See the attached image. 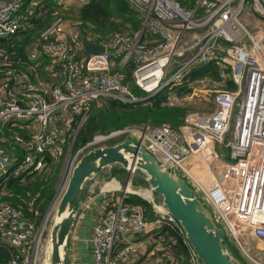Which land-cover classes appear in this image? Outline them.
Segmentation results:
<instances>
[{"label": "built area", "instance_id": "obj_1", "mask_svg": "<svg viewBox=\"0 0 264 264\" xmlns=\"http://www.w3.org/2000/svg\"><path fill=\"white\" fill-rule=\"evenodd\" d=\"M126 1L141 12L142 30L113 32L111 48L85 55L80 49L81 29L63 14L54 11V19L37 31L46 0H0V41L7 43L33 30L28 37L38 45V51L30 54L29 71L14 67L9 52L14 50L0 45V138L11 140L4 142L5 147L0 144V189L8 179H22L44 170L48 160H61L86 126L92 103L146 102L166 91V104L176 106L195 95L212 94L209 110L189 111L177 128L151 124L94 135L75 150L71 164L97 144L131 138L184 178L203 204L224 219L231 234L213 215L229 238L228 247L250 248L249 237L264 242V30L249 29L241 21L249 0H196L201 14L179 0ZM253 10L264 16L260 0H253ZM195 30L200 36L182 46V35ZM221 40L228 45L222 46ZM212 61L220 66L219 81L209 76L190 79L193 65ZM126 75L143 94L131 89ZM227 80L233 88L214 87ZM227 135L230 140L225 141ZM191 159L196 160L195 167L205 164L212 173L208 183L192 173ZM115 192L114 187L101 192L104 210L90 239L93 264H129L138 249L134 236L147 228L183 234L163 204H154L153 220L148 221L142 208L128 200L129 194L139 193ZM145 192L150 193L144 190L141 196L148 200ZM49 210L44 220H50ZM44 228V222L36 225L29 220L20 204L0 201V245L16 252L9 264H40ZM187 258L190 264H201L190 245ZM247 258L252 264H264V255Z\"/></svg>", "mask_w": 264, "mask_h": 264}, {"label": "water", "instance_id": "obj_2", "mask_svg": "<svg viewBox=\"0 0 264 264\" xmlns=\"http://www.w3.org/2000/svg\"><path fill=\"white\" fill-rule=\"evenodd\" d=\"M260 1L264 7V0ZM83 45L85 55L103 50V46L87 40ZM113 165L145 174L147 183L177 220L201 264H245L227 250L223 243L225 230L186 180L163 167L150 151L131 138L90 148L72 166L50 218L43 264L45 260L46 264H69L68 240L82 204L84 184Z\"/></svg>", "mask_w": 264, "mask_h": 264}, {"label": "rangeland", "instance_id": "obj_3", "mask_svg": "<svg viewBox=\"0 0 264 264\" xmlns=\"http://www.w3.org/2000/svg\"><path fill=\"white\" fill-rule=\"evenodd\" d=\"M192 1H194V0H185L183 3L184 4L186 3L185 5L188 7V5L191 6L194 3V2L192 3ZM70 2L71 3L61 2V3H58V4L61 6L62 9L65 8L64 6H69L70 9L69 10L66 9L65 12H64V13H67L66 18L74 21L76 23V27L79 28L81 25L79 24V15L80 14H78L79 9H77L78 8V3L75 0H71ZM187 3H190V4H187ZM58 4H56V5L58 6ZM50 5L52 6L51 3H50ZM57 12L58 13H62V11L58 10V9H57ZM128 13H129V11H128ZM256 16H258V17H256ZM77 17H78V19H77ZM240 17L247 20V26L249 27V29H254V27L256 26V21L257 20H263L264 21V16L259 14L257 11L253 10V0H249V3H246L244 5L243 10H242V12L240 14ZM122 18H123V16H119V15H116V14L112 15L111 17H109V19L106 21V23L104 25V29L106 28L105 31L113 30L114 28H120V25L123 24L122 23L123 22ZM41 29H43V28L40 27L37 31H39ZM93 30L97 31L98 29L95 28ZM29 32L27 31L24 34H28ZM33 47L34 46H27V47L23 46L22 48H23V50H26V52L30 56V54L35 53V52L38 51L37 49H35L33 51H29ZM9 52H12L10 60H11V64L14 67H16L17 69L22 70V71H29L31 69L30 68L31 62L28 61V59L27 60H21L20 59L19 52H18L16 46H15V50L14 51H9ZM115 67H116V65H115V62H114L113 63V68L115 69ZM26 69H28V70H26ZM127 77H129L128 80H127ZM124 80L125 81L127 80L129 85H130V80H132V79L130 78V76L126 75L124 77ZM214 87L217 88V89L218 88H223V87H220L219 84H216V83H215ZM200 89L205 90L204 88H200ZM138 93L143 94L142 92H139V91H138ZM211 95L212 94H210V96H207V95L204 94V95H195L193 97H190L189 101H188V104H183V106H181L180 108L185 109L187 113L189 111H199V112H201V111L209 110L212 107ZM111 101L112 100H103V101H100L99 103L92 104L91 107L89 108L90 116H92L94 114L93 110H95L97 112L100 110L99 113L105 111L106 106H109V103ZM141 104L145 105V102L141 101ZM162 105L166 106V107L170 106L168 104L165 105L164 103ZM185 115H184V117H185ZM151 116H154L153 112L151 113ZM98 117L99 118H98L97 123L101 122V125H103L104 124V120H105L104 117L101 114ZM100 117L102 119H100ZM184 117H183V120H184ZM179 121L180 120L172 122V121H169V120H163V121H159V122H154L152 119H148L147 121H143V122H139V123H131L129 121H126L123 124L121 123L119 127L111 128L107 132L95 133L94 135L108 133L109 131H111L113 129L123 128V127H135V128L143 129L147 125H151V124L154 125L155 123H157L158 125H160V123L161 124L167 123L169 126H171L173 128H177L183 123V122L179 123ZM14 129H20V128L14 127ZM121 137L122 138H119L118 140H116L114 142H111V144L119 142V141H121V140H123L125 138V136H121ZM228 140H230V135L225 136V141H228ZM5 141H9V143L11 144V140L9 138L1 136L0 144L3 145L4 147H5V145H4ZM82 145L83 144L80 145V142L78 141L77 144H74L72 146V148L65 153V155L62 157L61 160H59L57 162H51L50 160H48L47 163L45 164L46 168L44 170L38 171V172H34V173H30V174L25 176L24 180L25 181L27 180V181H29L32 184V188L27 189L29 191L27 198H24L23 201H22L23 203H25V205H24L25 207H32L33 211L36 210V209L39 210V209L44 208L43 207L44 206L43 201H41L40 199H36L34 201V203H33L34 206L30 205L32 200L34 199V197L37 198L38 192L36 193V191H37V188L39 187V186L35 187L37 180H40L41 181L40 185L43 186V189L40 190V192H42L44 190L46 192H49L50 190L53 191L52 198L48 202L49 204L45 208L44 212L42 214L40 213L39 217L35 216V218H34V220H35V222L37 224H40V222H44V224H45L44 232H43V234L41 236V240H40V250L42 249V255H41L40 264L44 263L45 252H46V241H47L46 238H47L48 228H49V225H50L49 218H48V220H44L45 214L49 210V208L52 205V203L56 200V198L62 193V191L64 189V186L66 184L69 172H70V168L72 167V164H71L72 161L71 160L74 158V156L76 154L75 150L78 149L79 147H81ZM97 145L102 146L104 144L100 143V144H97ZM218 149L221 150L220 148H218ZM7 151H8V153L10 152V153L16 154L15 150L7 149ZM223 151H224V148L222 149L221 153ZM78 157L79 156H77V159H78ZM190 161H191L190 167H191L192 172H193L194 166L196 164V160L195 159H191ZM202 165H203V168L199 169L201 171L195 169L196 170V175L204 183H208L213 178V175H212L211 172H209L207 170V166L205 164H202ZM112 172H115L116 175H112ZM141 173L142 172L140 170H138V169H126L125 171H122V169H116V167H109V168L107 167L101 173L93 175L85 183V186H86V189H88V192L85 193V197L83 199V201H85V202L82 203V207H84L83 210L86 208L85 206H87V204H89V202L92 200L93 196L96 193L101 194L103 196V193H101V192L104 189H106L107 187H109L108 186L109 183L113 184V182H114L115 183V187H118V189H116L115 194H120L121 191H123L126 186L131 191H135L137 193H139V192L142 193L144 190H142L141 188L132 187L128 183V182H130V180H133V184H135V183L139 184V182H140V180H142L143 176L145 177V175L144 174L141 175ZM128 174H130V177L123 179V177H126ZM119 175H121L123 177L121 178V177H119ZM25 184H26V182H25ZM110 188H112V187H110ZM110 188H107V189H110ZM143 189H148V187H145ZM141 193L133 194V195H135V197H131L130 199H133L135 201L137 199L141 200L142 203H138V202L137 203L140 204V206L142 207L144 216L146 217V216H148L150 214L151 216H149V217H152L153 216V212H154L153 211L154 204L155 205H162L161 197L156 195V194H154L152 192L151 200L150 199L145 200V199L142 198V196H141L142 194ZM8 194H9V192H7V197L12 198V199H10V201L12 203H14L15 199H13V197H11L10 194L9 195ZM45 197L46 196H44V198ZM10 201L8 200V202H10ZM16 203L20 204L18 202H16ZM208 209H210L213 212L212 215H214V218H218L221 221L222 225L224 226V229L226 230V232H228L229 230L226 227L227 224L224 221V219H222L215 210H213L211 208H208ZM81 212H83V211H80V213ZM52 213H53V208H51V210H49L48 215L51 216ZM147 220H150V219H147ZM228 234H231V231H229ZM228 239L229 238L226 235L225 239L223 240L224 245H226V244L229 245L230 244ZM248 243H249L248 245L250 246V248H247L244 245L240 246L238 244H237V247L233 245V246H229V247H226V248L233 256L237 257L243 263L252 264L250 259L247 258V255L248 256H252V257H257L258 259L261 258L264 255V242L260 241V240L252 239L251 237H249ZM239 252H241L246 257L241 256ZM92 256H93V253H92Z\"/></svg>", "mask_w": 264, "mask_h": 264}, {"label": "trees", "instance_id": "obj_4", "mask_svg": "<svg viewBox=\"0 0 264 264\" xmlns=\"http://www.w3.org/2000/svg\"><path fill=\"white\" fill-rule=\"evenodd\" d=\"M184 1L185 0H181L180 3L186 6L185 5L186 3L185 4L183 3ZM187 4H190V3H187ZM129 5L130 3L125 0H89V2H87L86 5L79 10V13H80L79 24L81 25L79 29H81V34L83 35V34H87L88 32H96L95 30H93L95 28L98 29L100 32H103L106 29V28L104 29V25L106 21L109 19V17L116 14L119 16H123L124 18V13H128V10H130ZM54 9H58V8H53L50 6V3H48V7L45 9L46 17H43L42 20H38L37 23L35 24L37 29H39L40 27L41 28L46 27L49 24V22H51L54 19L56 15H54V13L53 14L51 13ZM62 12H65V11H62ZM61 14H63V17L67 16V13H61ZM24 38L27 39V34H23L21 35V37L19 36V38L16 37L14 38V40L8 43L1 40L0 45L1 46L5 45L4 47L9 48L10 50H15V46L17 49L19 47L21 48L24 46L25 40H22ZM214 65H216L214 61L210 62L207 65H204V64L193 65L191 69L190 79L195 80V79H198L199 77H204V76H209L210 78L214 79L215 77H217V69L213 68ZM128 79L129 77H127V80ZM130 87L136 93H138V91L141 92L134 85L132 80H130ZM165 94H166V91L155 94L154 96H152L145 102V105L141 104V102L126 104V103H122L120 101L114 100V101H111L109 103V106H106L105 111L101 113H99L100 110L98 112L93 110L94 114L92 116H90L89 114L88 122L86 126L78 134L74 144H77L78 141L80 142V145L85 144V142L93 138L95 133L107 132L111 128L119 127L121 123L123 124L126 121H129L131 123H139V122L147 121L148 119H152L154 122H159L163 120H169L172 122L180 120L179 123L184 122L183 117L187 112L185 109L180 108L183 105H176V106H169V107L163 106L162 105L163 103L166 105ZM152 112L154 116H151ZM100 114L105 119L103 125H101V122L97 123L98 118H99L98 116H100ZM100 119L102 118L100 117ZM154 125H158V124L155 123ZM5 134L9 135L10 133L5 132ZM24 179L25 177L22 179H19V178L8 179V181L5 182L4 184V187H5L4 190L0 189V201H8V200L10 201V199L12 198L7 197V192H9L10 196L13 197V199H15L14 203L15 204L16 202L20 203L21 208L23 209L25 213V216L29 220L34 222L36 225H38L35 222L34 218L35 216L39 217L40 213L42 214L44 212L45 208L49 204L48 202L52 198L53 191L50 190L49 192H46L44 190L40 192V190L43 189V186L40 185L41 181L37 180L36 186H35V187L39 186L36 191V193L38 192L37 198L34 197L30 205L34 206L33 204L34 201L36 199H40L41 201H43L44 208L39 209V210L36 209L33 211L32 207H25L24 206L25 203L22 202L23 199L27 198L28 196L29 191L27 189L32 188V184L27 180L25 181ZM24 181L26 182V184ZM44 196L46 197L44 198ZM128 200L133 202V204L137 206H140V204L138 203H142V201L139 199L135 201L129 198ZM10 203L12 202L10 201ZM164 230L168 232L166 229ZM163 235H164L163 238H166L167 243H169L168 246L171 250V253L176 256L174 260L178 256L181 258L183 257L182 259H179L176 264H185L184 262H186L187 264H190L187 260L186 247L182 243L183 239L181 236L182 235L181 232L178 233V237L174 241L171 238V235L169 232L163 233ZM175 241L176 243L173 244V242ZM15 254L16 252L14 248L1 244L0 245V264H9L10 258L14 256Z\"/></svg>", "mask_w": 264, "mask_h": 264}, {"label": "crops", "instance_id": "obj_5", "mask_svg": "<svg viewBox=\"0 0 264 264\" xmlns=\"http://www.w3.org/2000/svg\"><path fill=\"white\" fill-rule=\"evenodd\" d=\"M70 1L71 0H67V1L66 0H46V2H47L46 8L48 7V3H51L52 6L51 5L50 6L53 8H58L61 11H65L66 9L69 10L70 9L69 6H64L65 8L62 9L58 3H61V2L71 3ZM179 1L181 2V0H179ZM192 3L193 4L191 6H188V8L193 9L195 11V14H201L203 12V9L196 6V0L192 1ZM56 4H58V6ZM85 5L86 4L78 5L77 9L80 10ZM130 5H129L130 10H128L129 13H124V18H122L123 24L121 23L122 25H120V28H114L113 30H109V31L104 30L103 32H100L98 30L96 32H88L87 34H83V37H82L83 41L87 40L93 44H99V45L103 46V48L105 46L111 48L110 38H111V35L113 32L120 31V32L129 33V34H134V32L142 30V28H143V16L137 8H135L133 5H131V6ZM54 11H57V9H54L51 13L53 14ZM62 13H64V12H62ZM78 14H80V13L78 12ZM43 17H46V12H44ZM256 17H258V16H256ZM240 19L247 26V20L244 18H241V17H240ZM257 28H261L262 30H264V21L263 20H257L256 21V26L254 27V29H257ZM254 29H252V30H254ZM32 31L31 30H30V32L28 31L29 33L27 35L29 37L32 36ZM28 36H27V39H25V38L22 39V40H25L24 46H26V47L27 46H34L29 51H33L35 49L38 50L37 43H35V41L33 39L29 38ZM145 36H146V34L144 33L142 38L144 39ZM199 36H200V30L186 32L185 34L182 35L181 45L185 46V45L189 44L191 41H193L194 39L198 38ZM20 37H21V35H20ZM9 42H11V40ZM221 44H222V46L228 45L224 41H222ZM82 45L80 46V49L84 52V45L83 46ZM17 50L19 52V56H20L21 60H27L28 59V61H31V58H30L29 54L26 52V50H23L22 47L21 48L19 47ZM114 59L115 60L117 59L116 56L114 57ZM209 63H206L204 65H207ZM216 65H217V67H216ZM216 65L213 66L214 69H217V77H215V79H216V81H219L220 79H219L218 75L220 73V70H219L220 66L217 63H216ZM26 70H28V69H26ZM219 86L220 87L233 88L234 84L230 80H227L224 82V84H219ZM211 88L215 89L213 87H211ZM191 92H192V90L188 93H191ZM198 95H201V94H198ZM110 167H116V169H122V171L126 170V168H124L120 165H113ZM142 174H144V173L142 172L141 175ZM112 175H116V173L112 172ZM119 177L122 178L123 176L119 175ZM128 177H130V174H128L126 177H123V179L128 178ZM128 183L132 187L141 188L142 190L150 191L151 194L153 192L151 187L149 186V184L146 181V176L145 177L143 176V178H142V180H140L139 184L138 183L133 184V180H130V182H128ZM145 187H148V189H143ZM86 192H88V189H86V186L84 184L83 199L85 197ZM153 193L156 194L155 192H153ZM131 197H135V195L129 194L128 199ZM83 202H85V201L82 200V203ZM102 206H103L102 195L98 194V193H96L93 196L92 200L89 202V204H87V206H85L86 208L84 210H83L84 207H82V204H81L77 219L75 221L74 227L70 233L69 240H68V244H69L68 261H69V264H93L92 244H91L90 239L92 236L93 225L96 222L99 214L104 210V208H102ZM80 211H83V212L80 213ZM149 216H151V215L149 214L148 216H146V218L153 220V216L152 217H149ZM150 220H148V221H150ZM167 231L170 233L173 241L177 239V237H178L177 232L175 233L171 230H167ZM181 236L183 239L182 243L186 247V251L188 254L189 245H188V243L185 242V239H186L185 236L183 234ZM163 237H164V235H163L162 229L151 230L150 228H147L144 231L136 234V236H134V239L136 241H138V249H137L136 253L130 257L129 264H173V263L176 264L178 262V260L182 259L183 257L181 258L178 256L174 260V258L176 256L171 253V250L168 246L169 243H167L166 238H163ZM175 243H176V241L173 242V244H175ZM187 260H188V258H187ZM184 263L187 264L186 262H184Z\"/></svg>", "mask_w": 264, "mask_h": 264}, {"label": "bare ground", "instance_id": "obj_6", "mask_svg": "<svg viewBox=\"0 0 264 264\" xmlns=\"http://www.w3.org/2000/svg\"><path fill=\"white\" fill-rule=\"evenodd\" d=\"M98 138V137H97ZM191 164V161L189 162V165ZM200 168H203V165L202 164H199V166H194V169H193V174L195 173L196 174V170L195 169H197V170H199ZM199 171H201V170H199ZM198 171V172H199ZM109 187H107V188H110V187H114V188H118V187H115V183L113 182V184L112 183H109V185H108ZM65 187V186H64ZM106 188V189H107ZM124 190H126L127 192H130V193H137V192H135V191H131L130 189H128V187L126 186L125 188H124ZM139 193H141V192H139ZM145 195L146 196H148V198L147 199H151L152 198V195L149 193V192H145ZM58 198V197H57ZM57 198H56V200L54 201V206L52 207L53 208V210H54V207H55V203H56V201H57ZM45 264H46V260H45Z\"/></svg>", "mask_w": 264, "mask_h": 264}]
</instances>
